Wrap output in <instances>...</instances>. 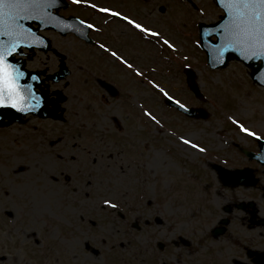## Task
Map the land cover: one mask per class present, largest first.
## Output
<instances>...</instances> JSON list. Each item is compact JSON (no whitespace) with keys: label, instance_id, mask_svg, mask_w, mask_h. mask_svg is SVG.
I'll use <instances>...</instances> for the list:
<instances>
[{"label":"rangeland","instance_id":"374dc122","mask_svg":"<svg viewBox=\"0 0 264 264\" xmlns=\"http://www.w3.org/2000/svg\"><path fill=\"white\" fill-rule=\"evenodd\" d=\"M67 1L71 6L60 10L61 15L95 21L105 31L97 39L115 43L147 74L156 68L149 77L178 90V95L185 97L190 107H203L210 115L200 120L186 118L168 108L165 99L154 89L145 87L130 70L106 59L98 48L87 46L73 35L63 37L55 31L44 32L53 46L67 56L72 71L59 85L67 96L66 121L26 119L29 124L0 130V207L2 204L6 208L11 204L17 206L20 219L12 223L17 222L15 228H20L24 235L37 233L42 242L37 246L42 252V263L61 264L71 257L73 264H132L140 254L155 252L167 264H191L197 257L203 260L211 257L214 263L228 264L233 257L242 256L245 247H258L264 252V227L259 226L264 220V199H261L264 167L240 153L238 149L244 148L256 150L258 154V146L252 139H242V134L228 120V116L237 113L258 129L264 126V88L253 83L250 70L242 63L232 61L222 70H211L205 53L195 45L200 21L214 23L222 15L214 1L194 0L190 4L182 0H93L133 16H150L153 23L176 37L182 45L180 54L161 52L131 29L125 34L122 23L104 25L102 14ZM197 6L205 10L206 19L195 11ZM162 7L167 8L166 15L161 12ZM45 55L38 53L28 68H46L42 63ZM184 55L189 57L187 61L182 59ZM187 67L194 70L207 102L193 96L186 81L184 69ZM51 68L52 71L58 68L54 56ZM97 78L115 84L121 91L119 97L110 102L104 98L100 101L104 91L96 83ZM89 81L92 85L87 86L85 82ZM137 102L159 112L164 120L161 132L144 122ZM164 131L198 137L211 149V162L205 164L197 159L193 155L195 150L185 151L174 137L164 135ZM74 143L82 145L75 148ZM146 145L150 150H146ZM85 150L90 151L87 154L90 162L78 159L69 165L68 173L73 178L68 179L72 180L73 187L69 190L63 181L57 183L54 180L59 177L57 169L65 166V161L59 163L62 161L57 156L81 157ZM225 158H230V165L236 168H251L259 181L255 187L238 185L233 193L223 185L216 168H227L221 163ZM152 160L161 162L156 174L149 167ZM122 169L127 170V175ZM135 187H139L138 203L148 208L136 216L152 219V234L145 229L137 232L133 229L130 236L132 230L130 234L127 232L124 217H99L104 213L100 209V196L114 195L115 199L125 200L122 193L131 195ZM220 189L230 199L235 196L237 200L243 198L245 203L255 202L256 214L246 213L234 219V214L242 212L234 209L226 215L222 207L227 202L220 197ZM83 191L90 195L86 196ZM82 197L87 202L85 199L82 202ZM24 212L27 215L23 218ZM81 219L88 225L83 226ZM223 220L227 222L226 232L208 240L209 231L219 229ZM83 236L93 239L90 246L101 251L100 257L88 253ZM97 236L104 241L100 242ZM163 243L165 248L160 251L159 245ZM189 252H199V255L191 256Z\"/></svg>","mask_w":264,"mask_h":264},{"label":"snow or ice","instance_id":"6c2138e0","mask_svg":"<svg viewBox=\"0 0 264 264\" xmlns=\"http://www.w3.org/2000/svg\"><path fill=\"white\" fill-rule=\"evenodd\" d=\"M187 2L192 4L194 0ZM215 3L219 6L222 15L217 22L201 30L200 38L194 41L195 45L204 47L209 55L210 67L224 65L235 57L246 68L251 69L249 75L264 87V0H215ZM72 4L87 6L94 12L102 14L104 25L122 23L125 34L126 30L131 29L147 44L161 52L170 51V54H180L182 45L176 37L165 28L153 23L150 16L146 18L133 16L115 6L101 5L93 0H72ZM61 5L62 0H0V109H14L17 112L28 113L38 110L45 103L58 105V101L52 99L48 91L43 93L38 91L45 86L50 89L48 79H55L54 75L51 77L48 75L52 71L53 54L48 52L42 59L46 70L29 71L26 63L22 64L37 54L38 49L47 50L49 47L48 38L31 26L33 22H37L41 26H52L63 33L69 30L78 33L81 38L101 50V55L106 59L119 62L124 69L130 70V74L139 78L145 87L154 89L166 101L176 105L185 113L191 111L188 100L178 95V90L155 78H149V74L155 73L156 68H151L149 74H146L144 68L130 59L115 43L93 40L92 33H101L102 27L97 26V23L91 19L74 17V22L67 20L59 15ZM195 11L206 19L203 8L197 6ZM161 12L166 15L167 8L162 7ZM200 23H204V20L202 19ZM182 59L187 61L189 57L184 55ZM56 83H59V80H56ZM193 87L195 88L194 81ZM137 108L146 124L154 126L158 133L164 129L163 117L155 108L139 102ZM228 120L238 130V134H242V139L255 140L264 149V126L258 129L237 113L228 116ZM163 134L174 137L178 146L183 147L185 151L195 150L193 155L205 164L211 162L209 157L211 149L198 137L190 134L177 135L176 132L170 131H164ZM145 148L150 150L148 145ZM257 156L264 162V155L257 154ZM229 159L225 158L221 161L227 168L216 169L219 173L218 179L223 185L230 187L235 193L238 185L254 183L249 173L230 165ZM160 165L159 160L150 162L149 167L153 174H156ZM122 171L127 175L126 169ZM219 194L223 201L227 202L226 206L222 207L226 215L233 213L234 209L242 210L240 214L233 215L234 219H240L241 215L246 213L256 214L255 202L245 203L243 198L237 200L235 196L230 199L223 189L219 190ZM97 195H100L99 191ZM100 203L111 209L119 208V202L114 195L100 196ZM260 223L264 224V220ZM237 243L239 245V242ZM6 259V257L0 258V264H4ZM235 264H246V260L238 257L235 259Z\"/></svg>","mask_w":264,"mask_h":264},{"label":"flooded vegetation","instance_id":"af4514ba","mask_svg":"<svg viewBox=\"0 0 264 264\" xmlns=\"http://www.w3.org/2000/svg\"><path fill=\"white\" fill-rule=\"evenodd\" d=\"M105 31H102L101 33H92V37L93 40H96L98 37V34H100L101 36L104 35ZM101 42V41H100ZM104 42V40H103ZM89 47L93 46V45H87ZM95 47V46H94ZM36 58V56H34L31 60H29V62L33 61ZM56 70L51 71L55 72ZM147 74V71H146ZM106 78V77H105ZM106 80L103 78H97L95 79L96 83L99 84V86H101L102 90L104 91V95L100 94V101L106 100L107 102H110L111 99H116L115 97H119V94H121L120 89L114 85L115 89L113 88V91H109L106 90L105 87L103 85H101L99 83V80ZM89 80V78L87 79ZM108 82V81H106ZM108 83L111 84V81H109ZM85 84L87 86L92 85L91 81L89 82H85ZM68 86V85H67ZM57 86L52 85L51 91L56 89ZM54 88V89H52ZM95 89V87H94ZM96 90V89H95ZM120 92V93H119ZM116 93V94H115ZM108 97H107V96ZM116 95V96H114ZM32 119H38V118H33V117H29L28 121H31ZM30 122L26 123L29 124ZM37 128V127H36ZM8 128H0V130H7ZM120 129V128H119ZM59 142H57L56 144H58ZM82 145V144H81ZM81 145H77L76 143H74V147H81ZM73 147V148H74ZM241 152V148L238 149ZM87 154H90V151L85 150L84 153L82 154L83 156L78 157V156H57L58 159H61L59 163H64L63 161H65V166L63 167L62 170H58L57 169V173H59V177L54 178L55 181H63V186L69 187V190L73 187L72 184V180H69L68 178H73V176H71L68 172L70 171L69 169V165L70 162H75L76 160H86L90 162V156H88ZM81 158V159H80ZM95 160H92V162H94ZM68 163V165L66 164ZM85 169V168H84ZM83 169V170H84ZM217 169V168H216ZM241 169V168H238ZM83 175V174H82ZM219 175V173H218ZM259 182V181H258ZM135 192L133 194L130 195V192H128V195L126 193H122V196L125 197V200H121V199H116V200H120L119 202V210L117 209H109L106 206L101 205L100 209L103 210V214L100 215L99 217H102L103 215L105 216H110V215H114L115 217H117L118 215H120L122 218L124 217V223H125V227H128L127 232L129 233V230H132L129 234L130 236H132L133 234V229H136L135 232H137V230L139 231H143V229H145L147 232H149L150 234H152L153 232V221L152 219L150 220H142L141 216H136L137 214H144L145 211L148 208H144V206L140 203H138V197L140 195V193H138L139 191V187H135ZM84 194H86V196H88V194L90 195L89 192L85 193L83 191ZM83 199L86 200L87 202V198L86 197H82L81 201L83 202ZM84 202V203H86ZM28 207V206H26ZM24 207H21L22 210ZM107 208V209H106ZM36 209V208H35ZM35 209H31V210H35ZM30 210V207H29ZM117 213V214H112V213ZM127 213V214H125ZM27 214L24 212L22 213L23 218L26 216ZM130 218H133V220H130ZM17 219H20V215L18 214L17 211V206L16 205H10V207L6 208L5 204H2L0 207V258H4L6 257L7 259L4 261V264H47V263H42L41 261V257L40 255L42 254L41 250H39L37 248V246H41L40 243L41 239H39L40 237L37 236V233H32V234H25L24 232L22 234V232L20 231V228H15V226L17 225V222L12 223L13 221H16ZM81 224L84 225H88L86 224L82 219H81ZM95 225H93L94 227ZM259 226L264 227V224L259 223ZM214 231H209L207 239L211 240L216 238V236L214 235ZM94 235V234H93ZM95 236V235H94ZM97 238H99L98 240L100 242L104 241L103 239H101L99 236H97ZM93 240V239H92ZM91 239H89L86 236H83V241L86 242V250L88 251V253H92L93 255L100 257L101 256V251L99 249L96 248H92L90 246V243L92 241ZM237 241V238L236 240ZM27 243L29 245H27ZM240 245V244H239ZM188 255H194V256H198L199 252H189ZM137 260L135 259L132 264H167V261L164 260V258H160L157 257V254L155 252H146V253H142L140 254V257H136ZM238 257H233L232 259L228 260V264H235V259ZM239 258H243L246 260V264H264V252H262L260 249H258V247H245L244 248V252H242V256H240ZM184 260V259H183ZM191 264H217L214 263V261L211 259L208 260H203L201 258H193L190 261ZM49 264H52L49 263ZM61 264H73L72 258L69 257V260L65 259L64 261H62ZM169 264V263H168Z\"/></svg>","mask_w":264,"mask_h":264},{"label":"water","instance_id":"95a60500","mask_svg":"<svg viewBox=\"0 0 264 264\" xmlns=\"http://www.w3.org/2000/svg\"><path fill=\"white\" fill-rule=\"evenodd\" d=\"M185 1H187V0H185ZM66 8H68V4H67V2L65 0H62V5H61L60 9H66ZM73 18L74 17L71 16L70 18H66V19L69 20V21H73ZM33 25H37L38 28L34 29ZM211 25L212 24L201 23L199 25V31L198 32L201 33L202 29H204L207 26H211ZM31 26L33 27L34 30H38V31L39 30L43 31V30H52L53 29V30L59 32L62 36H67L70 33H74L79 38H81L78 33L74 32V31H71V30H69L67 33H63L60 30H58V29H56V28H54L52 26H41L37 22H33ZM81 39H84V38H81ZM48 40L50 41L48 49L47 50L38 49V50H40L42 52L54 51L61 58L60 59L59 71L57 73L53 74L55 76V79H48V81H52L54 83H56V80H59V82H61V80L66 79L71 74V72H70V70H69V68L67 67V64H66V56L60 54L57 50L53 49L51 40L50 39H48ZM84 40L87 41L88 43H90L88 40H86V39H84ZM201 48L204 50V47H201ZM206 54H207L208 64H209V55H208L207 52H206ZM232 61H238V60L235 57H233L226 64L217 65L214 68L211 67V69L224 68ZM23 63H27V62H22V64ZM185 74L187 75V83H188L189 88L191 89V91L195 94V96L198 99L205 100L204 96H202L203 94H201L200 87H199V85L197 83V77H196V75H194L195 72L193 70H191V69H186L185 70ZM53 75H49V76L51 77ZM252 80H253V78H252ZM193 81L195 82V88L193 87ZM253 82L259 84L258 82L254 81V80H253ZM103 85H105V88H107L106 90H111V88H112L110 85H108L106 83H103ZM197 89H198V91H197ZM38 91H40L41 93L45 92L43 90V88L38 89ZM55 93H59V95H54ZM52 95L56 96V98H54V99L56 101H58V105L45 103L38 110L33 111V112H28V113L17 112L14 109H0V125H1V127H3V126H11L12 124L18 123V122L20 123V122H22V120L27 115H30V114L38 116V117H40L42 119L52 118V119H55V120H63L64 119V117H63L64 110L61 109V103L66 101V97L63 95L62 91H55V92L52 93ZM165 103H166L167 106H169L171 108H176L178 111L182 112L183 114H185L189 118L193 117L194 119H207L208 118L207 116H209V114L205 110L200 109V108H191V111L189 113H185L182 109H179L176 105H174V104H172V103H170L168 101H165ZM260 150H261L260 154L264 155V149H262L261 146H260ZM247 154L251 158H256L259 162H261L264 165V162L260 161L258 159V156H254V155H252L251 153H248V152H247ZM244 172L249 173L250 177H251V180L253 179L252 178L253 175H252V173L249 170L248 171L244 170ZM223 222H226V221H223Z\"/></svg>","mask_w":264,"mask_h":264}]
</instances>
